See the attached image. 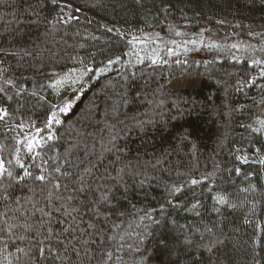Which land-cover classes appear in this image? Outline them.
Returning a JSON list of instances; mask_svg holds the SVG:
<instances>
[{
  "label": "trees",
  "instance_id": "16d2710c",
  "mask_svg": "<svg viewBox=\"0 0 264 264\" xmlns=\"http://www.w3.org/2000/svg\"><path fill=\"white\" fill-rule=\"evenodd\" d=\"M0 264H264V0H0Z\"/></svg>",
  "mask_w": 264,
  "mask_h": 264
},
{
  "label": "rangeland",
  "instance_id": "374dc122",
  "mask_svg": "<svg viewBox=\"0 0 264 264\" xmlns=\"http://www.w3.org/2000/svg\"><path fill=\"white\" fill-rule=\"evenodd\" d=\"M146 36H147V38H150L149 34H146ZM191 41H192L191 43L194 42V44L197 45V46H202V47L204 46L205 47V45H211L210 44L211 42L209 40L205 39V37H200L198 39H192ZM244 42L242 41L241 48H243V51H248V49H249L251 44H248V43L245 44ZM240 43H241L240 41H235V42L232 43V45L237 46ZM182 50H184L183 47L178 48V51H182ZM186 51H188V50H186ZM195 80L196 79H192V78H189V77H187V78L186 77H180V78H177L176 80H174L170 84V87L171 88H180V87L191 86V85L195 84V82H196Z\"/></svg>",
  "mask_w": 264,
  "mask_h": 264
}]
</instances>
